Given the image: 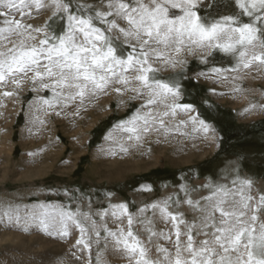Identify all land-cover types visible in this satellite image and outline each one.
<instances>
[{"label":"snow or ice","instance_id":"snow-or-ice-1","mask_svg":"<svg viewBox=\"0 0 264 264\" xmlns=\"http://www.w3.org/2000/svg\"><path fill=\"white\" fill-rule=\"evenodd\" d=\"M218 3L231 7L228 0H0V87L11 83L19 91L31 84L32 126H43L44 117L61 116L70 107L78 116L87 103L115 95L116 108L130 110L105 133L106 155L128 154L153 135L157 143L177 134L203 133L214 140L212 124L194 104L182 102L181 79L187 73L166 79L161 72L186 66L181 53L201 64L220 53L232 63L196 76L230 81L236 93L244 74H264V0H231L237 11L201 15V8ZM42 12L50 13L43 24L26 22ZM256 108L264 105L250 104L244 112ZM28 131L32 134V127ZM222 179L228 182L208 177L193 187L181 176L185 182L178 191L135 213L129 202L112 203L111 192H105L107 207L94 209L90 194L68 188L63 194L71 203L36 200L23 210L0 204L6 222L24 232L35 228L61 241L78 233L69 249L76 264H107L108 252L122 255L127 264H264V190L238 169ZM138 190L150 192L152 185L146 182Z\"/></svg>","mask_w":264,"mask_h":264},{"label":"rangeland","instance_id":"rangeland-1","mask_svg":"<svg viewBox=\"0 0 264 264\" xmlns=\"http://www.w3.org/2000/svg\"><path fill=\"white\" fill-rule=\"evenodd\" d=\"M82 2L95 4L98 0ZM228 2L229 9L218 3L217 8H201V15L237 11L234 3ZM48 15L49 12L34 13L26 22L40 25ZM180 58L187 60L186 66L168 68L161 76L167 79L187 73V78L181 79L182 102L194 104L201 117L212 124L214 140L205 139L203 133L177 134L157 143L153 135L141 148L131 149L128 154L106 155L110 143L104 140L105 133L130 110V106L118 110L115 95L87 103L78 116L72 115L74 108L70 107L61 116L44 117L43 126H32L28 102L35 94L31 84L25 82L19 91L11 83L0 87V201L19 204L21 210L36 200L71 203L63 194V189L68 188L90 194L94 209L107 207L105 192H111L112 203L129 202L130 211L135 213L144 203L178 191V185L185 181L193 187L208 177L227 183L222 177L226 173L234 174V169L239 170L242 178H251L256 188L264 190V110L244 112L250 104L264 105V74L255 70L244 74L236 82L242 91L232 93L234 84L230 81L216 82L196 76L197 72H206L213 66L231 64V58L216 53L208 64H201L196 56L185 53ZM210 89H215L217 94ZM4 91L16 94L5 97ZM40 94L49 96L50 92ZM210 106H216L221 113L210 115L207 110ZM33 111L43 117V113ZM247 129L253 133H247ZM229 131L232 132L226 143ZM37 149L43 151L29 155ZM181 176L185 181L180 180ZM146 182L152 185V191H139V186ZM163 184L168 187H162ZM72 194L78 195L75 191ZM72 208L75 209L74 203ZM3 211L0 204V264H76L69 249L78 233L74 231L70 239L61 241L35 228L24 232L14 223H7ZM146 215L151 216V210ZM109 226H112L110 221ZM160 227L163 225L158 224L157 228ZM106 260L107 264H127L126 258L111 252L106 253Z\"/></svg>","mask_w":264,"mask_h":264},{"label":"trees","instance_id":"trees-1","mask_svg":"<svg viewBox=\"0 0 264 264\" xmlns=\"http://www.w3.org/2000/svg\"><path fill=\"white\" fill-rule=\"evenodd\" d=\"M211 105H212V104H211ZM207 110H208V113H209L210 115H212V116L221 113L220 109L217 108L216 106H210V107H207ZM224 131H225V130H224ZM231 132H232V131H229L228 134H227V136H226V139H225L226 143H227V141L230 139ZM247 133H253V130H252V129H247Z\"/></svg>","mask_w":264,"mask_h":264},{"label":"bare ground","instance_id":"bare-ground-1","mask_svg":"<svg viewBox=\"0 0 264 264\" xmlns=\"http://www.w3.org/2000/svg\"><path fill=\"white\" fill-rule=\"evenodd\" d=\"M103 100V99H102ZM95 101V100H94ZM86 110V109H85ZM91 111V110H90Z\"/></svg>","mask_w":264,"mask_h":264}]
</instances>
